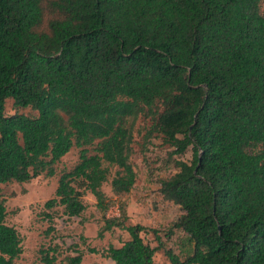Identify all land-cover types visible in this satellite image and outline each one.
<instances>
[{
  "label": "trees",
  "instance_id": "obj_1",
  "mask_svg": "<svg viewBox=\"0 0 264 264\" xmlns=\"http://www.w3.org/2000/svg\"><path fill=\"white\" fill-rule=\"evenodd\" d=\"M262 3L0 0V183L54 176L78 147L45 206L81 216L91 193L106 212L110 178L117 195L136 183L131 157L143 117L146 141L161 136L171 154L194 151L160 181V194L183 210L174 227L194 245L185 259L166 248L170 262L264 264ZM7 216L0 198V264H17L23 240ZM114 227L130 239L110 246L109 258L156 264L144 226L107 219L104 229ZM40 252L57 264V247ZM66 259L81 264L83 255Z\"/></svg>",
  "mask_w": 264,
  "mask_h": 264
},
{
  "label": "rangeland",
  "instance_id": "obj_2",
  "mask_svg": "<svg viewBox=\"0 0 264 264\" xmlns=\"http://www.w3.org/2000/svg\"><path fill=\"white\" fill-rule=\"evenodd\" d=\"M262 7L264 9V0ZM6 109L8 114L16 112L12 99L7 100ZM19 111L35 113L29 108ZM147 125L149 122L143 117L135 123L131 160L137 174L136 183L128 193L117 195L112 191L110 178L103 186L110 199L106 212L97 207V200L91 193L84 198L87 208L81 216L67 215L63 206L53 209L45 206L54 197L60 176L77 164L78 147H73L58 162L54 176L42 174L29 182L0 183V198L5 200L8 210L7 223L17 228L23 240V253L17 264H46L40 251L52 247H57V264H69L66 257L78 252L83 255L81 264H116L107 256V250L112 245L121 246L130 239V234L118 227L104 229L106 220L112 218L124 219L127 225L145 227L141 236L156 249V264H172L166 248L184 259L193 253L194 245L188 234L174 227L183 210L159 192L160 181L177 172L175 160H193V147L184 154H171L174 148L161 136L145 140Z\"/></svg>",
  "mask_w": 264,
  "mask_h": 264
}]
</instances>
